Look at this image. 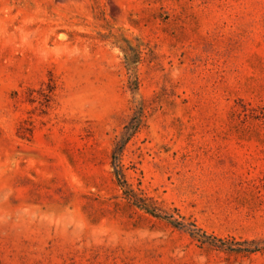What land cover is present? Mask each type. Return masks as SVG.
Returning a JSON list of instances; mask_svg holds the SVG:
<instances>
[{
  "label": "rangeland",
  "instance_id": "obj_1",
  "mask_svg": "<svg viewBox=\"0 0 264 264\" xmlns=\"http://www.w3.org/2000/svg\"><path fill=\"white\" fill-rule=\"evenodd\" d=\"M0 264H264V0H0Z\"/></svg>",
  "mask_w": 264,
  "mask_h": 264
}]
</instances>
